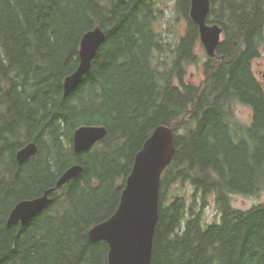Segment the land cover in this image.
Returning <instances> with one entry per match:
<instances>
[{
    "label": "trees",
    "instance_id": "obj_1",
    "mask_svg": "<svg viewBox=\"0 0 264 264\" xmlns=\"http://www.w3.org/2000/svg\"><path fill=\"white\" fill-rule=\"evenodd\" d=\"M210 1L207 22L224 38L194 84L186 81L199 60L191 0H171L185 19L173 36L158 28L164 0H0V264H108V244L89 230L117 210L135 155L159 124L173 127L176 153L162 175L151 264H264V201L232 204V194L264 191V84L253 68L264 0ZM96 26L106 38L65 96L81 39ZM238 104L251 107L250 124L237 120ZM84 124L108 135L77 153L73 135ZM29 141L38 152L20 164L16 152ZM75 163L82 173L45 209L7 226L18 201L55 187ZM186 182L191 203L171 196ZM210 196L219 219L205 223Z\"/></svg>",
    "mask_w": 264,
    "mask_h": 264
},
{
    "label": "water",
    "instance_id": "obj_2",
    "mask_svg": "<svg viewBox=\"0 0 264 264\" xmlns=\"http://www.w3.org/2000/svg\"><path fill=\"white\" fill-rule=\"evenodd\" d=\"M210 10V0H191L190 17L198 24L200 40L207 55L215 57L223 27L207 22ZM105 38L106 32L100 26L84 34L80 43L78 67L64 79L65 96L77 88L83 76L90 70ZM107 135L108 128L105 125H81L73 135L74 150L77 153L85 152ZM37 152V142L29 141L17 150V161L22 164ZM175 153L173 127L159 124L135 155L117 210L89 230L92 241H105L108 244V264H151L159 220L162 175L171 164ZM82 171L83 166L75 163L61 174L55 187L46 189L37 197L18 201L8 215L7 226L27 224L47 207L50 195L56 188L62 187Z\"/></svg>",
    "mask_w": 264,
    "mask_h": 264
},
{
    "label": "rangeland",
    "instance_id": "obj_3",
    "mask_svg": "<svg viewBox=\"0 0 264 264\" xmlns=\"http://www.w3.org/2000/svg\"><path fill=\"white\" fill-rule=\"evenodd\" d=\"M166 3L164 17L159 21L158 28L162 31H166V34L173 36V31H183L185 27V19L181 16H177V13L174 9V4L171 0H164ZM170 31V32H169ZM197 54L199 55L198 62L190 64L187 67L186 81L194 84H200L205 77L204 73V63L208 58L205 48L202 43L199 41L196 49ZM253 68L256 76H259L260 67L257 62L254 61ZM236 118L237 120L244 124H250L252 120V109L243 104H238L235 107ZM195 193V188L189 183L178 184L175 189H171V196L175 194L184 195L188 199V203H191L193 200V194ZM264 201V191L256 195H242V194H232V204L237 208L247 209L252 205ZM219 219V212L216 209L214 197H209V204L203 211V221L205 223H212L215 220Z\"/></svg>",
    "mask_w": 264,
    "mask_h": 264
},
{
    "label": "flooded vegetation",
    "instance_id": "obj_4",
    "mask_svg": "<svg viewBox=\"0 0 264 264\" xmlns=\"http://www.w3.org/2000/svg\"><path fill=\"white\" fill-rule=\"evenodd\" d=\"M224 32V31H223ZM224 38V33L222 34V38H221V41L223 40ZM201 42V40H200ZM202 43V42H201ZM221 43V42H220ZM203 45V44H202ZM204 46V45H203ZM255 62H257V64L259 65L260 67V70H259V76H257V78L264 84V42H263V45L261 47V50H260V53L258 54V56L254 59ZM253 61V63H254ZM255 72V71H254ZM251 108V107H250ZM253 113V111H252Z\"/></svg>",
    "mask_w": 264,
    "mask_h": 264
}]
</instances>
